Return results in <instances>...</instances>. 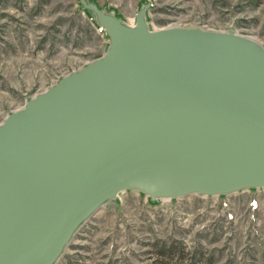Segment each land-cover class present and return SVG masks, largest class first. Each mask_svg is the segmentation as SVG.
<instances>
[{
  "label": "water",
  "instance_id": "obj_1",
  "mask_svg": "<svg viewBox=\"0 0 264 264\" xmlns=\"http://www.w3.org/2000/svg\"><path fill=\"white\" fill-rule=\"evenodd\" d=\"M102 58L0 124V264H55L118 194L264 188V48L229 32L127 26L80 0Z\"/></svg>",
  "mask_w": 264,
  "mask_h": 264
},
{
  "label": "rangeland",
  "instance_id": "obj_2",
  "mask_svg": "<svg viewBox=\"0 0 264 264\" xmlns=\"http://www.w3.org/2000/svg\"><path fill=\"white\" fill-rule=\"evenodd\" d=\"M80 0H0V124L62 77L102 58L106 32ZM127 26L229 32L264 48V0H85ZM55 264H264V188L153 200L118 194Z\"/></svg>",
  "mask_w": 264,
  "mask_h": 264
},
{
  "label": "trees",
  "instance_id": "obj_3",
  "mask_svg": "<svg viewBox=\"0 0 264 264\" xmlns=\"http://www.w3.org/2000/svg\"><path fill=\"white\" fill-rule=\"evenodd\" d=\"M87 3H89V2H87ZM89 12V11H88ZM90 13V12H89ZM91 14V13H90ZM92 16H93V14H91ZM94 17V16H93Z\"/></svg>",
  "mask_w": 264,
  "mask_h": 264
}]
</instances>
